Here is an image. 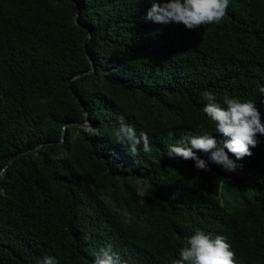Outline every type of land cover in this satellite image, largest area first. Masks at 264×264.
I'll list each match as a JSON object with an SVG mask.
<instances>
[{"label": "trees", "instance_id": "trees-1", "mask_svg": "<svg viewBox=\"0 0 264 264\" xmlns=\"http://www.w3.org/2000/svg\"><path fill=\"white\" fill-rule=\"evenodd\" d=\"M151 6L0 0V264H93L109 243L126 264H173L197 231L264 264V135L234 171L167 156L194 135L229 139L205 91L254 102L264 124V0H229L198 30L146 21ZM120 115L149 153L117 140Z\"/></svg>", "mask_w": 264, "mask_h": 264}, {"label": "clouds", "instance_id": "clouds-1", "mask_svg": "<svg viewBox=\"0 0 264 264\" xmlns=\"http://www.w3.org/2000/svg\"><path fill=\"white\" fill-rule=\"evenodd\" d=\"M151 8L147 12L146 21L168 25L182 24L188 30H198L202 25L219 24L227 14L229 0H151ZM264 92V88L261 89ZM203 97L208 103L203 112L216 124V132L229 138L219 145L213 135L204 133L188 138L187 145L181 139L176 145H169L167 156L170 159L182 158L184 161H194L198 171H210L205 160L196 153L209 154L210 160L222 165L226 170L234 171L237 161L251 157V148L257 146V135H264V124L261 115L252 101L241 102L236 98L224 97L226 108L216 102L211 91H205ZM119 127L115 129L117 140L126 144L127 150L135 157L151 151L149 136L126 122L125 116L118 117ZM195 150V151H194ZM235 157L231 159L229 154ZM90 240L91 236H85ZM188 245L179 252V259L173 264H235V253L231 250L227 238L222 235L205 234L197 231L188 241ZM93 264H126L118 253L113 251L109 243L92 253ZM42 264H58L55 257L45 256Z\"/></svg>", "mask_w": 264, "mask_h": 264}, {"label": "water", "instance_id": "water-1", "mask_svg": "<svg viewBox=\"0 0 264 264\" xmlns=\"http://www.w3.org/2000/svg\"><path fill=\"white\" fill-rule=\"evenodd\" d=\"M76 19H77V22H78V15H77ZM90 38H91V35L89 36L88 40H89ZM85 48H86V50H87V45H86ZM89 59L91 60V57H90V56H89ZM91 61H92V60H91ZM92 71H93V70H92ZM92 71H91V72H92ZM82 75H83V74H80V75L74 77L73 79L79 78V77L82 76ZM70 91L72 92L73 90L70 89ZM68 125H69V124H67V126H68ZM81 127H84V128H90V127H91V124L88 122V123H86V124L81 125ZM65 136H66V129L64 128L63 138H62V140L60 141V143H62V142L64 141ZM24 154H25V153H18L17 155H15V156L11 159V161L9 162V165H10V164H11L16 158H18V157H20V156H22V155H24ZM5 173H6V169L0 173V178H1Z\"/></svg>", "mask_w": 264, "mask_h": 264}, {"label": "rangeland", "instance_id": "rangeland-1", "mask_svg": "<svg viewBox=\"0 0 264 264\" xmlns=\"http://www.w3.org/2000/svg\"><path fill=\"white\" fill-rule=\"evenodd\" d=\"M87 129H89V128H87ZM143 191V188H141V192Z\"/></svg>", "mask_w": 264, "mask_h": 264}]
</instances>
